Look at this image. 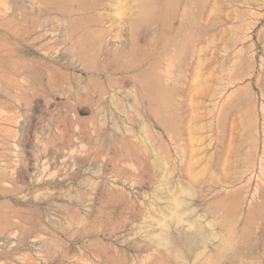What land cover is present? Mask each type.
<instances>
[{"label":"rangeland","instance_id":"1","mask_svg":"<svg viewBox=\"0 0 264 264\" xmlns=\"http://www.w3.org/2000/svg\"><path fill=\"white\" fill-rule=\"evenodd\" d=\"M0 264H264V0H0Z\"/></svg>","mask_w":264,"mask_h":264},{"label":"bare ground","instance_id":"2","mask_svg":"<svg viewBox=\"0 0 264 264\" xmlns=\"http://www.w3.org/2000/svg\"><path fill=\"white\" fill-rule=\"evenodd\" d=\"M199 230V229H198ZM211 236V235H210ZM208 241V240H207ZM199 243V242H198ZM202 243V242H201ZM202 246H203V244H202Z\"/></svg>","mask_w":264,"mask_h":264}]
</instances>
